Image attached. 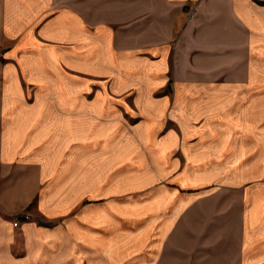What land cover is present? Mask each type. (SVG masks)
Here are the masks:
<instances>
[{
  "label": "crops",
  "instance_id": "obj_1",
  "mask_svg": "<svg viewBox=\"0 0 264 264\" xmlns=\"http://www.w3.org/2000/svg\"><path fill=\"white\" fill-rule=\"evenodd\" d=\"M231 166H264V0H0V264H264Z\"/></svg>",
  "mask_w": 264,
  "mask_h": 264
},
{
  "label": "rangeland",
  "instance_id": "obj_2",
  "mask_svg": "<svg viewBox=\"0 0 264 264\" xmlns=\"http://www.w3.org/2000/svg\"><path fill=\"white\" fill-rule=\"evenodd\" d=\"M125 120L130 126H133L139 119L136 117H126ZM135 167V166H134ZM129 170V168H128ZM245 170V173L247 177H256L257 174H260V172L263 174L262 178H264V166H231L229 167V171L231 174H237L239 172H242ZM131 171V170H129ZM133 176L135 181L133 182L132 190L133 193H117L116 202L119 209V214L127 216L128 219L133 220L135 223H142L143 218L145 217L146 213L143 211L145 203H147L148 198L147 194L145 195L141 193V185H140V167H135L133 170ZM131 173V172H130ZM138 178V181H137ZM247 183V182H245ZM169 184V183H168ZM257 185H261L262 189H264V179L261 182H254L247 183L245 185V189H248V187H256ZM237 201V197H231L230 202L231 204H234V202ZM27 212V211H21ZM144 212V213H143ZM28 213V212H27ZM19 214V213H18ZM137 224V225H138Z\"/></svg>",
  "mask_w": 264,
  "mask_h": 264
},
{
  "label": "built area",
  "instance_id": "obj_3",
  "mask_svg": "<svg viewBox=\"0 0 264 264\" xmlns=\"http://www.w3.org/2000/svg\"><path fill=\"white\" fill-rule=\"evenodd\" d=\"M30 218H31V216L27 212L19 213V214H17L14 217L13 226L14 227H17L20 222H22V221H28V220H30Z\"/></svg>",
  "mask_w": 264,
  "mask_h": 264
}]
</instances>
